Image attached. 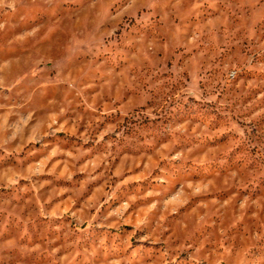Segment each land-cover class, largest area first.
Wrapping results in <instances>:
<instances>
[{
    "label": "rangeland",
    "instance_id": "374dc122",
    "mask_svg": "<svg viewBox=\"0 0 264 264\" xmlns=\"http://www.w3.org/2000/svg\"><path fill=\"white\" fill-rule=\"evenodd\" d=\"M0 264H264V0H0Z\"/></svg>",
    "mask_w": 264,
    "mask_h": 264
}]
</instances>
